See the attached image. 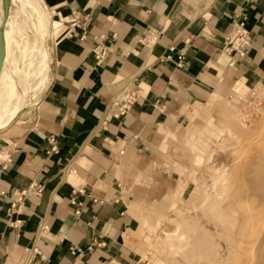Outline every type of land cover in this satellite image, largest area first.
Returning a JSON list of instances; mask_svg holds the SVG:
<instances>
[{
	"label": "crops",
	"instance_id": "crops-1",
	"mask_svg": "<svg viewBox=\"0 0 264 264\" xmlns=\"http://www.w3.org/2000/svg\"><path fill=\"white\" fill-rule=\"evenodd\" d=\"M41 1L51 26L47 81L0 131V264L127 263L125 211L140 202L128 208L125 198L152 186L168 144L181 141L197 153L213 144L217 125L199 108L192 115L199 121L191 117L185 133L173 136L187 107L208 99L216 110L226 90L237 102L264 85V0ZM16 15L11 10V36ZM235 17L245 18L251 45L229 66L222 37ZM144 35L155 40L142 43ZM47 42L37 36L30 48L46 51ZM99 44L106 54L96 63L91 50ZM123 86L136 100L113 117L110 102ZM30 184L41 193L10 213L13 195ZM179 190H171L174 199Z\"/></svg>",
	"mask_w": 264,
	"mask_h": 264
},
{
	"label": "rangeland",
	"instance_id": "rangeland-1",
	"mask_svg": "<svg viewBox=\"0 0 264 264\" xmlns=\"http://www.w3.org/2000/svg\"><path fill=\"white\" fill-rule=\"evenodd\" d=\"M22 1L24 0H11V10L17 12V15L11 27L13 36L10 34L12 44L8 47L9 54L16 59L22 54L30 55L28 60L36 61L39 51L30 47L37 36L40 41L43 39V21L41 20L42 28L40 26L38 29L37 13L30 6H25L24 9L21 6L15 10L14 7ZM51 42L49 40L47 46L50 47ZM3 67H5L4 62L0 66V73ZM23 71L25 72V69ZM2 74L4 76L5 73ZM46 81L47 79L45 83ZM232 83L227 86L228 89ZM3 90L5 92L7 88ZM225 92L228 94L221 96L223 99H215L216 110L209 109L208 99L190 104L185 111L182 126L179 127L177 134L173 135L178 139L185 133L191 117H195L192 116L194 111L199 108L201 113L206 112V117H212L214 124L217 125L213 144L206 150L200 148V153L188 150L181 141L179 143L176 141L172 143L173 145L168 144L164 151L165 162L156 163L152 170L154 179L149 182L152 186L147 189L148 193L143 190L142 196L130 195L125 198V205L128 208L132 200L139 201L140 204L133 205L130 210L125 211L130 217V225L122 228V248L124 254H129V260L127 263L114 262V264H226L228 262L229 254L226 253L227 245L224 246L222 230L235 229L239 222H243L244 212L238 210L239 203L243 204L246 213L252 214L259 210V203L251 196L253 191L243 177H246L249 169L255 166L258 156H264V85L256 86L246 92L237 102H231L230 91ZM3 94L0 88V98ZM29 95L33 96V93ZM227 105L230 106L228 109H226ZM194 121L198 122L199 118L195 117ZM204 168L208 171L204 172ZM223 169L224 174H222ZM262 171L263 169L257 172ZM217 180L212 195L204 203L205 192L210 189L208 186L211 187V183ZM140 183L141 186L145 185L144 181ZM232 183L233 190H231L235 191L233 193L235 200L230 194ZM179 186V194L174 199L171 190L176 191ZM152 200L155 201L152 203ZM171 201L173 202L170 205H164ZM254 228L243 237L244 239L240 235L236 236V249L247 250L248 241L254 243L252 234L259 226ZM195 233L199 234L198 238L206 237L205 243L210 247H217L220 250L219 256L205 253L203 250L187 252V254L174 253L179 250L178 248L181 249L186 241L194 238ZM195 242L198 243L197 240ZM247 253L248 251H245V254ZM244 257L253 262L254 253L249 252L247 257L246 255ZM236 259L232 258V264H253L245 259Z\"/></svg>",
	"mask_w": 264,
	"mask_h": 264
},
{
	"label": "bare ground",
	"instance_id": "bare-ground-1",
	"mask_svg": "<svg viewBox=\"0 0 264 264\" xmlns=\"http://www.w3.org/2000/svg\"><path fill=\"white\" fill-rule=\"evenodd\" d=\"M20 6L22 8L25 6H30L34 12H36L38 18L43 21V41L45 43L48 41L50 35V20L49 15L46 11V8L41 0H24L20 2ZM23 8V9H24ZM29 8V7H26ZM11 16V0H0V66L2 62L5 63V67H3L4 76L0 73V84L7 88V91L3 92V97L1 98L0 103V131L9 127L12 123H14L19 115L24 111L26 108L25 97H27L28 93L33 89L36 88L39 84L43 83L47 77L50 65L48 66V47L44 51L42 48L39 49V56L36 61L28 60L30 55L22 54L20 55V62H16L13 60L11 54H9V45L12 44L10 42L11 37L10 33L6 30L9 26ZM48 17V18H47ZM42 21H41V28H42ZM47 34V35H46ZM46 37V39H45ZM44 43V45H45ZM17 46V45H16ZM20 51V50H19ZM23 52V51H22ZM21 54V53H20ZM27 60L24 61V59ZM50 61V59H49ZM12 62V63H11ZM13 65H11V64ZM21 64V66H20ZM13 66V71L10 73L7 67ZM12 69V68H11ZM25 69V76L21 73L22 70ZM11 71V70H10ZM9 75V76H6ZM264 155V154H263ZM259 159L255 166L249 169L248 174L246 177H243V180L246 181L247 184L250 185V189H252L253 193L251 192V196H253L259 203V210L257 212H253L252 214L246 213L243 204L239 203L237 205L238 210L244 212L243 222H239L235 229H223V237L225 239L224 246L227 245L226 253L229 254V260L226 264H232V258H237L236 260L245 259L247 262H252L249 259L245 258L244 256L250 252L254 253L253 264H264V156H258ZM263 169L262 172H257ZM204 172L208 171L204 168ZM202 171V172H203ZM224 169L222 174H224ZM242 178V177H241ZM219 179V176H218ZM218 180L211 183L208 186V189L204 195V203L208 201L209 197L212 195L213 190L217 184ZM230 190H233V183L230 185ZM230 191L231 197L235 200L234 194L235 191ZM253 198V199H254ZM244 210V211H243ZM241 217V218H242ZM237 219V218H236ZM240 220V218H239ZM201 224V220L199 225ZM255 226H259L254 234H252L254 243L248 241V251L245 254V251L241 249L238 250L235 247L236 236L240 235L242 239L245 235H248V232H252V228ZM255 229V228H254ZM251 235V233H249ZM197 233L194 234V238L186 241L182 248H178L175 254L192 252V251H204L205 253H213L216 257L219 256L220 250L217 247H210L208 244L205 243L206 237H199ZM249 235V236H250ZM248 236V237H249ZM247 237V238H248ZM198 238V239H197ZM240 238V237H239ZM250 239V238H249ZM197 240L198 243L195 241ZM195 242V243H194ZM199 244V245H197ZM244 244V243H243ZM197 245V246H196ZM229 245V247H228ZM241 245V244H240ZM242 248V247H241ZM177 249V248H176ZM262 252H260V250ZM175 251V250H174ZM258 251V254H256ZM159 263V262H158ZM114 264V263H113Z\"/></svg>",
	"mask_w": 264,
	"mask_h": 264
},
{
	"label": "built area",
	"instance_id": "built-area-1",
	"mask_svg": "<svg viewBox=\"0 0 264 264\" xmlns=\"http://www.w3.org/2000/svg\"><path fill=\"white\" fill-rule=\"evenodd\" d=\"M74 21H77L76 17H74ZM85 20V18L83 19ZM75 27V23L73 24ZM84 26L82 30H85ZM155 39L152 36L147 37L144 35L141 38V42H150L152 43ZM251 45V37L248 29L245 26V18L244 17H235L232 19L230 24L229 32L222 37V47L221 53L227 58V65L233 66L237 62L241 61L249 47ZM91 54L96 63H100L104 58L106 51L99 44L91 50ZM168 59V57H165ZM184 65L183 58L179 55L177 57V61L175 63V67L180 68ZM136 97L133 92L129 90L127 86L120 87L116 90L114 97L110 102V109L112 110V116H123L125 115L135 103ZM41 193V188L35 184H30L24 189L18 191L13 195L12 202L9 207L10 213H17L20 209V205L23 200L32 195H39ZM2 193H0V196Z\"/></svg>",
	"mask_w": 264,
	"mask_h": 264
}]
</instances>
